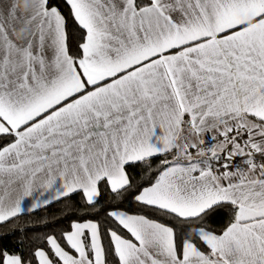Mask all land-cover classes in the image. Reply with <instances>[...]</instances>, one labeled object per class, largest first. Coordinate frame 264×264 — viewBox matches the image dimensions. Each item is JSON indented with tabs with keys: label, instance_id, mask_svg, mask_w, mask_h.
I'll return each instance as SVG.
<instances>
[{
	"label": "snow or ice",
	"instance_id": "obj_1",
	"mask_svg": "<svg viewBox=\"0 0 264 264\" xmlns=\"http://www.w3.org/2000/svg\"><path fill=\"white\" fill-rule=\"evenodd\" d=\"M0 264H264V0H0Z\"/></svg>",
	"mask_w": 264,
	"mask_h": 264
},
{
	"label": "trees",
	"instance_id": "obj_2",
	"mask_svg": "<svg viewBox=\"0 0 264 264\" xmlns=\"http://www.w3.org/2000/svg\"><path fill=\"white\" fill-rule=\"evenodd\" d=\"M4 243L12 244L13 243V240H7V241H4Z\"/></svg>",
	"mask_w": 264,
	"mask_h": 264
}]
</instances>
